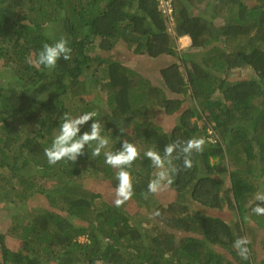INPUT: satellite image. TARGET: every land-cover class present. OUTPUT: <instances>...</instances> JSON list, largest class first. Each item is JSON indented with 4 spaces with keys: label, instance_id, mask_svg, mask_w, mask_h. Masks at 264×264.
<instances>
[{
    "label": "trees",
    "instance_id": "obj_1",
    "mask_svg": "<svg viewBox=\"0 0 264 264\" xmlns=\"http://www.w3.org/2000/svg\"><path fill=\"white\" fill-rule=\"evenodd\" d=\"M171 1L173 20L161 0H0V82L10 80L0 84V204L15 211L10 231L20 229L18 250L0 231V264H264L255 260L259 244L264 249V215L252 211L264 186V0ZM184 36L191 44L178 49ZM61 37L70 60L52 70L29 63ZM122 43L135 56L174 58L161 71L162 85L123 60L125 51L116 52ZM90 86L106 95L109 112L88 108ZM73 99L80 104L69 109ZM91 111L98 115L80 135L96 119L108 150H122L127 140L140 153L126 169L134 195L120 207L113 199L119 169L103 153L91 155L94 143L75 163L50 165L45 155L65 113ZM200 137L203 152L192 153L191 169L183 157L174 160L170 185L236 215L223 220L179 202L157 203L138 226L130 204L152 198L148 184L157 171L145 153L163 155L170 143ZM39 196L48 207L27 208ZM241 237L250 241L246 260L233 247Z\"/></svg>",
    "mask_w": 264,
    "mask_h": 264
},
{
    "label": "clouds",
    "instance_id": "obj_2",
    "mask_svg": "<svg viewBox=\"0 0 264 264\" xmlns=\"http://www.w3.org/2000/svg\"><path fill=\"white\" fill-rule=\"evenodd\" d=\"M72 49L68 46V40L61 37L54 44L44 43L38 56L33 61L29 59V63H34L36 67L43 66L49 70L56 67L57 62L62 58L64 60L71 59ZM98 115L97 112L91 111L84 113L78 117H72L65 113L62 117L63 123L59 125L58 134L54 136L51 146L45 148V155L50 165H55L62 160L76 162L78 157L84 154L85 146L92 148L91 155L99 157L103 153L105 163L115 169H119L117 179L119 181L115 188V205L122 206L130 200L134 195L131 173L126 170L139 158V151L136 145L125 140L122 145V150L112 152L108 150L109 139L101 135V123L95 119L91 124L90 132H85L80 135L81 126L92 121ZM206 140L203 137L190 138L183 141V145L177 141L165 146L163 155L158 151L148 150L145 155L151 161L152 166L157 171L154 172V179H151L148 184V193L156 194L165 184L170 185L172 176L178 169L174 165V160H179L183 157V166L185 169H191L193 161L191 159L193 152H203ZM179 149V152H178ZM175 154V155H174ZM147 198V193L145 194ZM256 200L260 201L253 209L256 215H264V194H257ZM159 215L157 211L155 213ZM250 241L241 237L234 241L233 247L237 250V254L242 259H249V249L246 245ZM96 264H101L96 261Z\"/></svg>",
    "mask_w": 264,
    "mask_h": 264
},
{
    "label": "rangeland",
    "instance_id": "obj_3",
    "mask_svg": "<svg viewBox=\"0 0 264 264\" xmlns=\"http://www.w3.org/2000/svg\"><path fill=\"white\" fill-rule=\"evenodd\" d=\"M191 41L190 38L185 39V40H179V47L178 49H186L188 46H190ZM121 47V46H120ZM121 51L124 52V57L123 59L127 64H129L132 68L136 69L142 76L148 79L149 83L153 86H160L163 84L164 80L162 78V69L168 68L169 65L174 63V58L167 56V57H162L159 59H149L146 57H139L135 56L132 52H128L126 50V45L125 43H122V49L121 50H116V52L121 53ZM100 53V52H98ZM117 53V54H119ZM117 56L116 53L114 54L111 53H105V57L107 56ZM183 67V66H182ZM250 72H246V75L249 74ZM14 74V73H13ZM10 80L9 78L4 79L0 84L8 83ZM89 90V94H85L84 98L86 102H91L89 105V109L93 108H99L102 109L103 111L108 110V102H107V97L105 94H103L98 88L95 89L92 86L87 87ZM82 98V96H81ZM71 100V99H68ZM74 101H66V106L70 108L73 107L72 104H80V99H73ZM85 105V104H84ZM95 106V107H94ZM83 107V105H82ZM83 112V109H81V113ZM155 116L159 117L161 122H164V126H173L172 125V120H170L168 117H164V115L161 112H157ZM16 127H21L20 123L16 122L15 124ZM27 133L26 131H22L21 135L23 138L25 137V134ZM27 135V134H26ZM212 141H215L212 137L210 138ZM214 162V161H212ZM97 179V178H94ZM259 194H264V186L260 189ZM113 199H116V195H113ZM110 198V196H109ZM170 202H179L181 204L187 205L189 207L195 208L197 210L202 211L206 215H211L215 216L217 218L225 220V216L229 214L230 217H234L236 213L234 211L229 210L228 207L225 208L224 211H218L214 210L208 207H204L201 204L194 202L191 194L186 193V192H176L173 190L171 185L165 184L156 194H153L152 198H149L148 200L144 201L142 203V206H139L136 204V202L133 201L130 206L132 207L134 204L136 206L131 208V215L135 216L132 218V220L138 225V226H143L145 224V220L148 219L149 217L152 216V211L157 203H170ZM8 202L4 201L2 204H0V231L1 233H4L7 235V240L10 242L11 247H15L16 250H18V239L20 237V229L16 233H12L10 231V228H12V213H14V210H9L7 209L8 207ZM129 205V204H128ZM43 207L46 208L48 207L47 201L39 196L35 199H31L27 205V208H32L33 210L36 209V207ZM9 208V207H8ZM22 214L26 213V209L21 208L20 209ZM264 237V231L259 232V242L263 239ZM86 237H82L81 241H85ZM258 252L259 254L256 255L255 260H258L262 257H264V249L263 245L259 244L258 247Z\"/></svg>",
    "mask_w": 264,
    "mask_h": 264
},
{
    "label": "built area",
    "instance_id": "obj_4",
    "mask_svg": "<svg viewBox=\"0 0 264 264\" xmlns=\"http://www.w3.org/2000/svg\"><path fill=\"white\" fill-rule=\"evenodd\" d=\"M161 7L163 8L164 13L166 14V17L169 18V20H173L172 13V1L171 0H161ZM188 36L181 37L179 40H185L188 39Z\"/></svg>",
    "mask_w": 264,
    "mask_h": 264
}]
</instances>
